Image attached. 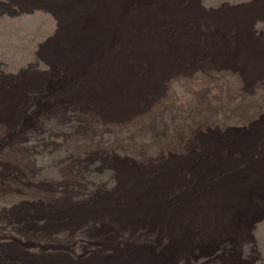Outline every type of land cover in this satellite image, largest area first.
Listing matches in <instances>:
<instances>
[{
	"label": "rangeland",
	"instance_id": "374dc122",
	"mask_svg": "<svg viewBox=\"0 0 264 264\" xmlns=\"http://www.w3.org/2000/svg\"><path fill=\"white\" fill-rule=\"evenodd\" d=\"M190 1L0 0V264L110 255L158 264L169 244L178 253L169 264H190L195 237L210 229L212 243L193 264H264V154L255 152L264 145V58L245 80L243 66L202 58L245 62V44L262 40L227 44L237 41L228 36L263 27L254 10L264 0ZM248 93L246 111L256 115L240 116ZM240 118L261 120L228 127V146L209 138L229 121L244 125ZM230 172L233 185L217 188ZM131 186L141 190L129 200L111 192ZM241 195L247 208L234 206ZM207 201L236 210L219 219L200 209ZM229 225L241 244L222 241Z\"/></svg>",
	"mask_w": 264,
	"mask_h": 264
},
{
	"label": "clouds",
	"instance_id": "9594fccd",
	"mask_svg": "<svg viewBox=\"0 0 264 264\" xmlns=\"http://www.w3.org/2000/svg\"><path fill=\"white\" fill-rule=\"evenodd\" d=\"M194 1H196V0H191L190 1V3H194ZM256 1H259V0H256ZM189 3V4H190ZM198 5L199 6H202L203 4H201L199 1H198ZM262 6V5H261ZM261 6H259L257 9H255L254 10V14H255V16H257L258 17V19L260 20V18L259 17H262V15H263V13H264V9L261 7ZM240 29H242L243 31H244V34L242 35L241 34V31H240ZM254 30V32H256L258 35H259V33L260 34H262V36L263 37H255V36H253V35H249L248 37H246V36H244L246 33H249V31L250 30ZM207 30H209V31H211V28H209V29H207ZM207 30H205V31H207ZM234 32H231L230 31V34H229V36H228V38L230 39V37L232 38V39H236L237 41L236 42H233V43H231V42H228L227 44H245V43H240V41L242 40V39H245V40H247V39H250V38H252V39H255V40H257L258 42H259V39L260 40H262V46H261V44H260V42H259V47L258 48H254V45H248V44H245V46L248 48V52H247V56H246V61L245 62H241V61H239V60H237V61H232L231 60V58L230 57H227V56H222L221 54H220V56H218V57H215L214 55H212L211 53L210 54H208V55H206V56H203L202 58L203 59H206V58H209L210 59V61H211V63H212V67L216 64L217 66H222L223 68H225L226 70H232L233 72L235 71V70H233L232 69V67L231 66H234V65H239V66H243L244 67V69H245V73H243L242 75L244 76V80H245V74H246V72L249 70V73L247 74V76L249 77V78H251L252 77V74H253V67H255V66H251V65H249V64H256V65H258V63L259 62H254V61H252V60H254V59H260V58H262V57H264V26L262 27V26H253L252 28H248V27H246L245 25H243V27H237V28H235V30H233ZM259 38V39H258ZM212 43V45L213 44H215L216 45V43L217 42H211ZM203 45H204V48H210L212 45L210 44H208V42H203ZM215 47H217V46H215ZM208 50H204V52H207ZM213 52V51H212ZM223 59H225V60H228L229 62H226V63H218L217 61H219V60H223ZM202 62V64H204L205 62H203V61H201ZM256 70H257V68H256ZM227 81H230V80H233L236 76L233 74V73H230V74H228L227 75ZM252 92V91H251ZM250 92V93H251ZM250 93H248L247 95H245L244 97H246L247 98V100L245 101V102H242V104L243 105H240V116H246V115H252V116H255L256 115V113L255 112H247L246 110L250 107V105H251V103H252V99H251V96H250ZM234 113H236L235 111H234ZM258 114V113H257ZM239 116V117H240ZM263 116V115H262ZM229 117V116H228ZM229 119V118H228ZM250 119V118H249ZM240 120L242 121V118H240ZM261 120V118H255L254 120H250V121H248L247 123L245 122V121H242L243 122V124L244 125H241L240 127H238V126H234V125H232L231 123V121H229V122H227L226 123V125L224 124V126H223V129L222 130H220V131H211L210 133H209V138L210 139H213V140H216L217 142H219V144L220 145H222L221 143H224V144H226L225 143V141H224V139L223 138H226L227 137V135H226V131H227V128L228 127H237V128H241V129H250V127H251V125L253 124V123H255V122H257V121H260ZM232 137H234V136H232ZM212 143H214L213 141H212ZM227 145V144H226ZM223 146V145H222ZM228 146V145H227ZM234 147V146H233ZM236 147H239V146H236ZM257 154H264V145H260L259 147H258V150L257 151H255ZM76 164V166L77 167H79V163H75ZM168 164V161H167V163L166 164H160L159 166H158V173H159V170H160V168H162V167H164L165 165H167ZM246 164H248V162H246ZM238 168V167H237ZM150 171H153V170H150ZM232 172H230L229 174H227L226 175V177H224V178H222V179H220V180H215L214 181V183H215V185L216 184H218V186H216L217 188H222L223 189V187H226V186H230V185H233V183H231V177L232 176H228V175H230ZM220 181H223V183L221 184V183H219ZM245 185V184H244ZM134 188V186H131L130 188H126V189H130V190H132ZM245 189H246V187H244ZM125 189V190H126ZM256 192L257 191H259L260 189H254ZM110 191V190H109ZM118 191H121V193L122 192H124V189H118L117 191H111V192H118ZM173 192H175V191H173ZM244 192H247V191H244ZM121 193H118L119 195L121 194ZM232 193H236V194H243V192H232ZM164 194H165V192H164ZM164 194H163V199H164ZM178 194V193H177ZM139 197L143 200V196H142V194H140L139 195ZM162 197V196H161ZM248 199V197L247 198H244V196L243 195H241L239 198H238V201H237V203L234 205L236 208H241V209H244V208H247L248 206H249V201L247 200ZM145 207H146V205H145ZM200 209H202V210H207V211H213V212H215L216 213V217L217 218H219V219H221V215H222V211H226V210H236V209H234L233 207H232V205H230V204H225V203H223V202H221L220 201V204H212V203H210L209 201H207L206 202V204L205 205H203V206H201V208ZM261 211H260V209L258 208V206H257V208L254 210V212H253V214H252V221H251V224H253V222L255 221V219L257 218V217H259V213H260ZM177 217H178V214L177 215H175V216H173V220L171 221V225H173L174 224V221L177 219ZM232 219V216H230L229 218H227L226 219V221H230ZM258 222H259V220H258ZM258 222H256L255 224H253V225H257V223ZM250 223V220H247V221H245V223L244 224H249ZM237 233H238V235H237ZM211 234H212V230L210 229V230H207V232H206V235H198V236H196L195 237V239L198 241L197 242V244H195L194 245V247L195 246H197L198 248H194V250L191 252V256L193 255V258L190 260V258H188V260L187 261H193L194 260V258L195 257H197L196 255H194L197 251H201V250H204V249H206V248H208L209 246H210V243H212V240H211ZM240 232H238V229H237V227L236 226H233V225H229V226H227L225 229H223L222 230V232H221V235H222V241L225 243L226 241V237L227 236H230V235H233V236H235L236 237V239L238 240H236V245L239 243V244H241L242 242H241V236H240ZM229 239L231 240V241H233L234 240V238L233 237H229ZM167 247H170L169 249H172V250H169V253H164V252H158V253H160V254H162V257H157V255H156V258L157 259H159L160 260V263H158V261H157V263L158 264H169L170 262H171V255L173 254V256H175V255H177L178 253H176L177 251L176 250H174V249H176V247H175V245H172V244H169V245H166ZM225 248V247H224ZM236 248V247H235ZM241 248H239V250H240ZM235 250V249H234ZM126 251V250H125ZM226 252H228V253H230L229 252V250H227ZM222 253H224V251L222 252ZM65 256H67V257H69V256H71V255H68V253H60L59 255H58V257L59 258H64ZM72 257V256H71ZM222 259V258H221ZM223 259L225 260V262H230V261H232L233 260V258H231L230 257V255L229 256H224L223 257ZM118 260L119 259H117L116 260V263H119L118 262ZM75 261V260H74ZM147 262V261H146ZM150 262H151V260H150ZM238 262V261H237ZM243 262V261H242ZM242 262H241V264H242ZM239 264V263H238Z\"/></svg>",
	"mask_w": 264,
	"mask_h": 264
},
{
	"label": "bare ground",
	"instance_id": "6f19581e",
	"mask_svg": "<svg viewBox=\"0 0 264 264\" xmlns=\"http://www.w3.org/2000/svg\"><path fill=\"white\" fill-rule=\"evenodd\" d=\"M8 4V3H7ZM10 5V7H11V4H9ZM8 5V6H9ZM9 7V8H10ZM8 8V7H7ZM8 8V9H9ZM12 8V7H11ZM11 14H12V12H10ZM262 58H264V57H262ZM245 139H247V140H249V139H252V141H254V138H253V135L251 134L250 135V137H248V138H243V139H240L241 141L239 142V144L240 145H242V146H247L248 145V141H245ZM42 142V141H41ZM175 166H176V164H175ZM204 167V166H203ZM202 167V168H203ZM207 167V166H206ZM205 167V168H206ZM204 169V168H203ZM205 172H206V170H205ZM134 184V183H133ZM137 185V184H136ZM139 186V185H138ZM242 187H239L238 189H241ZM140 190H141V187L140 188H138L137 189V187H136V189H132V190H130V189H126L122 194H121V196H122V198L124 199V200H129L130 198H132L133 196H137L138 195V193L140 192ZM218 196V195H217ZM2 220V219H1ZM59 220H62V219H59ZM4 221V220H3ZM1 222V221H0ZM62 222H63V220H62ZM29 223V222H28ZM65 223H67V222H65ZM30 224V223H29ZM29 224H28V226H29ZM62 224V223H61ZM1 227V226H0ZM2 229V228H1ZM24 230V229H23ZM27 230H29V229H27ZM29 233V232H28ZM15 238V237H14ZM14 240V239H13ZM16 240H17V238H16ZM10 242V241H9ZM12 242V241H11ZM15 242V241H14ZM13 242V244H15ZM18 242V241H17ZM6 244H8V243H6ZM5 244V246H7ZM10 244V243H9ZM19 244V243H18ZM21 244V243H20ZM24 244V243H23ZM2 246V245H1ZM9 246V245H8ZM15 246V245H14ZM17 246V245H16ZM15 246V247H16ZM4 247V246H3ZM10 248H11V246H9ZM14 247V248H15ZM10 248H9V252L11 251L10 250ZM17 250V249H16ZM8 251V250H7ZM2 252H3V250H2ZM19 252V251H18ZM28 252V251H27ZM4 253V252H3ZM7 253V255H8V252H6ZM20 253V252H19ZM10 254H11V252H10ZM14 254H15V252H14ZM14 254H13V256H14ZM21 254V253H20ZM26 254V253H25ZM3 255V254H2ZM16 255H17V251H16ZM200 255V254H199ZM202 255V254H201ZM22 256V255H21ZM15 257V256H14ZM17 257V256H16ZM15 257V258H16ZM24 257V256H23ZM112 255H110V256H108V260H104V259H102V260H100V259H98V260H96L95 261V264H117L116 263V259L115 260H112ZM199 257H201V256H199ZM204 257V256H203ZM9 258V257H8ZM196 258V257H195ZM194 258V259H195ZM192 259V258H191ZM198 259V258H197ZM119 260L121 261H119L121 264H123V261L122 260H124L125 261V257L123 256V257H120L119 258ZM62 261V260H61ZM59 264V263H58ZM190 264H193V261H190ZM231 264V263H230Z\"/></svg>",
	"mask_w": 264,
	"mask_h": 264
}]
</instances>
